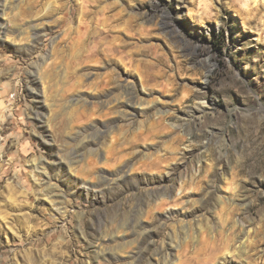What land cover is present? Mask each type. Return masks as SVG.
<instances>
[{"label":"rangeland","instance_id":"rangeland-1","mask_svg":"<svg viewBox=\"0 0 264 264\" xmlns=\"http://www.w3.org/2000/svg\"><path fill=\"white\" fill-rule=\"evenodd\" d=\"M0 264H264V0H0Z\"/></svg>","mask_w":264,"mask_h":264}]
</instances>
